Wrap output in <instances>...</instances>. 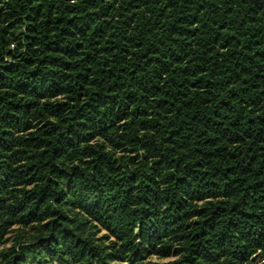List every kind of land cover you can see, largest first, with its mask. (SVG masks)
<instances>
[{
	"label": "trees",
	"instance_id": "16d2710c",
	"mask_svg": "<svg viewBox=\"0 0 264 264\" xmlns=\"http://www.w3.org/2000/svg\"><path fill=\"white\" fill-rule=\"evenodd\" d=\"M0 264H264V0H0Z\"/></svg>",
	"mask_w": 264,
	"mask_h": 264
}]
</instances>
